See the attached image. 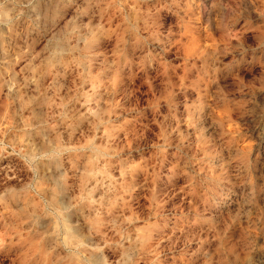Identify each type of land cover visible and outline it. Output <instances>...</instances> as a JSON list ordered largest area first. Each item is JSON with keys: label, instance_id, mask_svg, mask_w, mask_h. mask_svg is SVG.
Returning a JSON list of instances; mask_svg holds the SVG:
<instances>
[{"label": "rangeland", "instance_id": "374dc122", "mask_svg": "<svg viewBox=\"0 0 264 264\" xmlns=\"http://www.w3.org/2000/svg\"><path fill=\"white\" fill-rule=\"evenodd\" d=\"M0 264H264V0H0Z\"/></svg>", "mask_w": 264, "mask_h": 264}]
</instances>
